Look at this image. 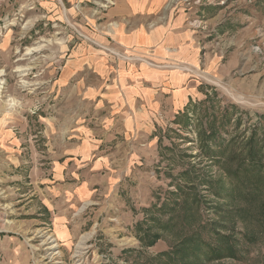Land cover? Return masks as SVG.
Segmentation results:
<instances>
[{"label":"rangeland","instance_id":"obj_1","mask_svg":"<svg viewBox=\"0 0 264 264\" xmlns=\"http://www.w3.org/2000/svg\"><path fill=\"white\" fill-rule=\"evenodd\" d=\"M119 2L0 0V264H264V0L166 1L220 63L137 128Z\"/></svg>","mask_w":264,"mask_h":264},{"label":"crops","instance_id":"obj_2","mask_svg":"<svg viewBox=\"0 0 264 264\" xmlns=\"http://www.w3.org/2000/svg\"><path fill=\"white\" fill-rule=\"evenodd\" d=\"M166 1L120 0L107 14L115 23L113 38L125 49L146 54L163 65H187L185 68L141 66L138 72L124 69L117 75L119 84L108 95L115 98L118 108L115 106L114 111L128 114L124 122L134 128L162 113L168 101L173 104V110H179L193 97L200 78L191 66L212 72L220 63L214 55L204 57L201 34L188 24L186 13H167ZM163 14L167 15L166 19Z\"/></svg>","mask_w":264,"mask_h":264},{"label":"bare ground","instance_id":"obj_3","mask_svg":"<svg viewBox=\"0 0 264 264\" xmlns=\"http://www.w3.org/2000/svg\"><path fill=\"white\" fill-rule=\"evenodd\" d=\"M84 237H86V236H84ZM85 241H86V240H85ZM85 241H84V242H85ZM81 244H82V243H81ZM83 244H84V243H83ZM52 247H53V246H48V247H46V250L48 251L49 248H52ZM80 248H81L82 250H84L86 247H84V246L82 245ZM80 248H79V249H80ZM79 253L82 254V253H84V252L81 251V252H79ZM82 258H83V257H82Z\"/></svg>","mask_w":264,"mask_h":264}]
</instances>
